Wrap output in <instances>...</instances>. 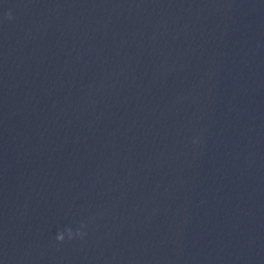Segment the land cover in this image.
<instances>
[{
    "label": "clouds",
    "instance_id": "obj_1",
    "mask_svg": "<svg viewBox=\"0 0 264 264\" xmlns=\"http://www.w3.org/2000/svg\"><path fill=\"white\" fill-rule=\"evenodd\" d=\"M8 18L11 19V14L10 13L8 14ZM65 234H67L69 240H71L74 235L81 236V237L84 235V233H82L79 230H77L75 233H73V230L71 228H67V229L57 233V235L55 237L56 241L57 242H63L64 238H65Z\"/></svg>",
    "mask_w": 264,
    "mask_h": 264
}]
</instances>
